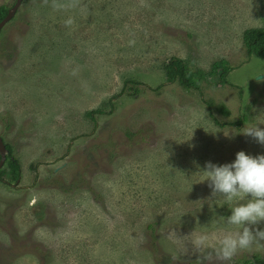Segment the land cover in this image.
Masks as SVG:
<instances>
[{
    "label": "rangeland",
    "instance_id": "1",
    "mask_svg": "<svg viewBox=\"0 0 264 264\" xmlns=\"http://www.w3.org/2000/svg\"><path fill=\"white\" fill-rule=\"evenodd\" d=\"M249 28L264 0H22L0 32V136L20 166L0 181V264H196L187 234L230 211L197 166L264 153L239 131L264 122ZM171 57L201 75L225 60L231 84L187 91Z\"/></svg>",
    "mask_w": 264,
    "mask_h": 264
},
{
    "label": "clouds",
    "instance_id": "2",
    "mask_svg": "<svg viewBox=\"0 0 264 264\" xmlns=\"http://www.w3.org/2000/svg\"><path fill=\"white\" fill-rule=\"evenodd\" d=\"M64 23L71 24V17ZM260 123L264 122L247 123L239 131L264 145V128L258 126ZM193 174L198 175L199 182L207 181L212 194H220L230 210L226 217H221L226 222L223 230L201 229L187 234L191 236L196 264H213L229 259L238 249L264 245V226H260L264 222V153L252 155L239 150L230 162L205 161ZM210 242L215 246L207 251Z\"/></svg>",
    "mask_w": 264,
    "mask_h": 264
},
{
    "label": "trees",
    "instance_id": "3",
    "mask_svg": "<svg viewBox=\"0 0 264 264\" xmlns=\"http://www.w3.org/2000/svg\"><path fill=\"white\" fill-rule=\"evenodd\" d=\"M10 8L0 6V22L6 17ZM243 43L249 56H256L264 59V29L262 28H249L243 33ZM164 71L167 82H178L185 90H199L203 81L207 80L209 83L216 86H224L231 84L227 77L233 68L228 65L225 60L215 61L212 64L211 69L201 75L200 72L192 70L189 66L180 58L171 57L164 65ZM135 83V82H133ZM136 92L137 89H134ZM111 103V100L109 101ZM219 110L224 113H228L227 109L223 106H219ZM102 113L100 109L87 112L88 116L93 119L95 113ZM241 123L237 121L233 125ZM6 148L9 151V155L6 157V161L2 168L0 167V179L9 178L12 181H16L20 176V166L18 161L11 155V148L6 144ZM1 159V158H0ZM7 166V168H5ZM241 264H264V257L257 254L253 255L250 259H244Z\"/></svg>",
    "mask_w": 264,
    "mask_h": 264
},
{
    "label": "water",
    "instance_id": "4",
    "mask_svg": "<svg viewBox=\"0 0 264 264\" xmlns=\"http://www.w3.org/2000/svg\"><path fill=\"white\" fill-rule=\"evenodd\" d=\"M22 0H17L15 5L9 9L8 14L6 15V17L0 22V32L2 30V28L15 16L19 6L21 5ZM6 153H7V148H6V143L5 141L2 139V137L0 136V167H2V165L5 162L6 159Z\"/></svg>",
    "mask_w": 264,
    "mask_h": 264
},
{
    "label": "flooded vegetation",
    "instance_id": "5",
    "mask_svg": "<svg viewBox=\"0 0 264 264\" xmlns=\"http://www.w3.org/2000/svg\"><path fill=\"white\" fill-rule=\"evenodd\" d=\"M8 150H7V154H6V157H7V155H8ZM5 161H6V159H5ZM5 163V162H4ZM4 165V164H3ZM20 170V169H19ZM19 178H20V176H19ZM19 178L16 180V181H18L19 182ZM0 181H2V182H6V183H9L10 181L7 179V178H5V179H0ZM12 186H13V184H12Z\"/></svg>",
    "mask_w": 264,
    "mask_h": 264
}]
</instances>
